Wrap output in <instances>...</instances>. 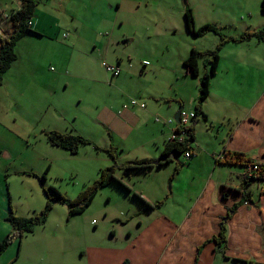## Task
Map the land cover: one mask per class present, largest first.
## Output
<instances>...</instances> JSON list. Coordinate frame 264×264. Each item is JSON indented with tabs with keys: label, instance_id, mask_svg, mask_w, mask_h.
I'll return each instance as SVG.
<instances>
[{
	"label": "crops",
	"instance_id": "0c3cea01",
	"mask_svg": "<svg viewBox=\"0 0 264 264\" xmlns=\"http://www.w3.org/2000/svg\"><path fill=\"white\" fill-rule=\"evenodd\" d=\"M10 3L17 7L7 14L20 10L22 6L21 0H0L2 36L11 35L15 29L5 18V6ZM256 3L262 4V0H240L239 12L236 15L223 13L225 18L219 19L223 20L219 27L229 28L236 19L240 21V35L264 28L262 11L258 20H253ZM201 6L210 9L207 0H202ZM191 8L196 26L210 24L200 19L197 6L192 4ZM170 29L174 36H191L186 26L179 30L173 26ZM33 30L35 33H28L19 41L18 60L0 87V167L3 171V174L0 171V240L13 232L12 225L6 220L11 209L18 216L30 217L46 205L40 180L25 173L42 175L48 169L49 176L54 166H68L83 153L85 165L93 172L91 179L87 178L86 187L102 169L115 163L114 158L104 151L106 149L114 148L117 161L122 165L142 159L159 160L180 126L176 120L177 113L180 110L195 112L201 78L209 70L207 59L199 60V74L195 76L186 70L184 61L193 49L214 50L221 42L215 34L212 40H201L205 41L201 46L190 38L186 42L173 39L168 52L170 64L162 66L157 60L154 72L163 76L159 83L147 89L124 82L121 78L122 63L117 59L120 75L117 80L111 75L113 79L108 81L113 92L106 94L108 101L94 103L97 114L88 109L84 126L76 129L55 121V127H52L54 117L51 115L41 131L31 128L21 131V125L19 130L9 125L18 123L16 113L21 105L24 110L22 121L25 122L32 119L41 122L43 109L51 98L56 103L45 114L63 113V106H67L66 100L57 92L60 85L58 75H63L62 69L57 73L54 67L47 69L38 64L46 55L56 57L60 44L51 33H46L45 27L39 28L37 9ZM33 41L45 42L35 48L29 45ZM27 44L28 62H24L25 52L23 55L20 47L25 45L26 48ZM128 69L125 71L127 75ZM142 73L146 74L144 70ZM135 99L146 103V108L132 106ZM57 103L58 110H53ZM32 108L37 114L32 115ZM202 110L206 117L200 115L190 126L194 129V141L190 147L194 155L190 159L185 158L186 162L179 160L180 170L175 177L172 178L177 164L173 160L148 171L130 174L119 171L117 178L128 187V192L116 183L105 187L118 197L112 206L95 204L97 198L85 213L75 215L67 222L68 207L56 204L49 223L57 234L49 241L39 243L25 259L15 256L14 248H11L0 257V264H264V194L259 185L255 189L254 184L249 188L252 201L238 207L227 223L226 252L217 250L215 243L204 245L219 234L220 224L229 209L243 198L242 176L246 169L218 161L224 158L226 151H232L264 164V43L252 39L224 45L217 74L211 79L210 95L203 102ZM86 127L91 128L90 133L85 132ZM57 130L84 136L104 150L86 145L77 154H72L52 146L47 132ZM63 172H68L65 174L73 178L75 171L67 168ZM12 177L21 179V191L18 188L14 191ZM63 177L61 175L59 179ZM55 178L57 183L58 177ZM52 184L46 181V185ZM75 185L69 182L66 187L61 185L60 189L67 198L74 199L81 192ZM132 192L147 205L166 202L155 209L146 208L135 200ZM14 194L26 195L18 202ZM108 198L112 204L113 197L108 195ZM67 223L68 228H65Z\"/></svg>",
	"mask_w": 264,
	"mask_h": 264
},
{
	"label": "rangeland",
	"instance_id": "374dc122",
	"mask_svg": "<svg viewBox=\"0 0 264 264\" xmlns=\"http://www.w3.org/2000/svg\"><path fill=\"white\" fill-rule=\"evenodd\" d=\"M207 1L210 9L202 8V0H40V4L37 8L39 28L45 27L46 33H51L60 45H58L56 57H48L46 55V57H42L38 61V64L47 69L54 67L57 69L55 70L57 73L62 69L61 72L63 75H58V77H60L58 81L60 85L57 87V92L60 97L66 100L67 106H63V113L59 111L57 115L53 114V112L45 114L46 111L56 103V100L51 98L47 101L43 109L41 122H39L38 119L25 122L22 121V118L24 119V110L21 105L20 110L16 113L19 118L18 123H10L9 125L16 130H19V126L21 125V131H27L29 128L41 131V127H44L46 123L45 121L49 120L52 115L54 117V119L51 120L53 122L52 127H55V121L65 126L72 125L74 128L76 127V129H79V126H84L86 123V116L88 115V109L97 114L94 103L100 104L106 99L107 101L109 100L106 94L112 93L113 89L110 88L108 81L113 78L116 80L118 79L113 76V78L111 77V73L109 74L103 63L117 67L118 60H120L123 72L121 78L124 82L128 81V83H133L134 86H140L144 89H147L150 85H156L159 83V79L163 74H158L159 72L155 73L154 65H156L157 60L160 61L162 66L170 64L168 52L171 48L170 45L174 43L173 39L177 42L183 39L186 42L187 38H190V41L195 40V42L201 46L202 42H205L201 40L205 38L212 40V36L217 35L210 32L202 37H195L191 33L192 37L188 34L187 36L189 37L174 36L173 30L170 28L172 26L175 27L176 30L185 28V11L187 8H191L192 4L197 6L199 8L200 19L208 21L210 24L217 27L221 25L219 23L223 22L225 18L224 14L234 13V15H236V13L239 12L238 4L240 0ZM261 5V3H256V10H254L255 16L253 17L254 21L258 20L262 11ZM5 7V15L12 17L13 13H7H11L12 9H16L17 6L10 3ZM220 18L223 20H219ZM246 18L249 19L250 17L246 16ZM234 20L235 23L229 28H225V26L219 27L226 36L240 35V21ZM201 23L204 22L201 21ZM65 34H69V37L64 38ZM218 37L221 40L219 35ZM42 42L33 41L31 44L29 43V45L36 48V46L42 44ZM29 45L27 44L26 48L25 45L20 47V51L23 55L25 52L24 62H28L27 49ZM205 59L209 61L210 58L206 56L199 58V60ZM144 60L147 61L144 62ZM206 65H208V63ZM126 69H128L129 75L125 72ZM142 70L145 71V75L142 73ZM43 79L42 74L41 80ZM54 96H56V94ZM58 108L59 103L53 107V110H58ZM30 111L32 115L35 113L37 114L34 108ZM101 127L104 128V126ZM89 129L91 128L86 127L85 132L90 133ZM102 156H106V154ZM84 159H86V157L83 156L82 153L79 157H75L74 161L68 166L63 167V165L59 164L54 166L52 168V173L47 176V180L57 187L53 184L49 186L59 187L58 189L64 194L60 189L61 185L66 187L70 182L74 185L77 184L75 185L76 189L78 188L82 191L81 189L84 187L88 176L91 179V173H93L91 172V168L85 165ZM180 159L185 162L187 161L184 154L180 156L179 160ZM174 162L178 164L177 161ZM67 168H72L75 171L73 178L65 174L68 172H63ZM0 171H2V167H0ZM1 173L3 174V171ZM58 175H63L64 177L59 179L60 176ZM55 177H58L57 183L55 182L57 179ZM96 177L97 178L92 180V183L100 178V174ZM116 184L128 192V189L121 183ZM12 186L14 191L16 188L21 191L23 188L21 179L19 177H12ZM168 187L170 188V183ZM255 188L256 184H254V189ZM62 189L64 190V188ZM101 194L104 195L99 197ZM14 195L15 200L17 199V201L20 202L25 198L26 194L23 196ZM108 195L113 197L112 204L109 203ZM132 196L137 202L141 203L146 208H150L142 198L137 196L134 192H132ZM96 199L98 201H96L95 204L98 202L102 206H112L115 201H118V197L114 195V192L107 188H103ZM72 217L68 216L66 221L69 222L73 219ZM49 218H51V215ZM80 219L85 220L83 217H80ZM118 223L119 222H117V224ZM65 228H68V223ZM59 232L61 233L62 230H59ZM56 234V230L49 223L48 219L47 223L44 226L37 227L33 234L23 237L21 243L15 241L13 243L14 245L12 244L2 256L7 254L11 248H14V255L25 259L30 255L32 250L34 251L36 249L39 243H43L45 240L49 241Z\"/></svg>",
	"mask_w": 264,
	"mask_h": 264
},
{
	"label": "trees",
	"instance_id": "16d2710c",
	"mask_svg": "<svg viewBox=\"0 0 264 264\" xmlns=\"http://www.w3.org/2000/svg\"><path fill=\"white\" fill-rule=\"evenodd\" d=\"M21 4V9L13 12L10 20L15 28L14 32L7 36L0 35V87L4 83L5 75L18 60L17 45L19 41L23 39L28 33H35L33 30V25L31 26L29 22L33 19L35 11L40 4V0H21ZM261 9L264 13V0H262ZM185 18L187 30L193 36L202 37L207 33L212 32L221 37L220 44L214 50L198 51L193 49L190 56L184 61V66L186 67L187 71L197 76L199 74V58L202 56L210 58L208 61L209 70L201 78L200 96L195 110V117L192 121L194 122L200 115L206 117L205 114H203L202 104L210 95L211 79L217 74L220 62V52L224 45L231 42L242 43L252 39L264 43V28L255 31H247L237 37H228L219 27L212 24H207L198 28L195 24L194 14L191 8L186 9ZM188 132L189 139L185 144H173L171 142L167 144L161 156H170V158L165 162L157 164L159 160L142 159L131 161L122 165L117 161V152L114 148L104 150L84 136L64 134L58 131H48V141L52 146L68 150L72 154H77L82 146L93 145L97 150L107 151L112 156V158H114L115 163L110 167L102 169L100 172V178L94 183L84 187V189L74 199L67 198L58 188L46 185L47 174L49 171L48 169L42 175H37L35 173H25L40 180L46 196V205L42 211L30 217L18 216L14 210L11 209L6 220L12 225L13 232L8 234L3 240H0V257L15 241H21L23 237L33 234L37 227L44 226L47 223L56 204L66 205L69 209L70 217L83 214L92 205L97 195L103 188L111 185L112 183H120V180L117 178V173L119 171H123L125 174L138 171H148L155 167H160L166 162L172 161L173 159L171 156L174 152L179 154L180 157L182 154H184V152L190 149L191 144L194 141L193 127H190ZM179 157L177 160L178 164ZM218 162L225 165L242 166L246 169L242 176V200L229 209L228 214L223 218L220 224L219 234L204 244L206 245L207 243H215L217 250L225 253L227 249V223L232 218L238 207H240L242 204L252 201V192L249 188L253 184H256V186L259 185L263 188L261 193L264 194V164H260V169L249 176L247 173L248 164L255 161L251 160L243 153L226 151L224 153V158ZM178 164L172 178L175 177L180 170ZM121 184L128 189L125 184ZM165 202L166 200H163L156 203L155 205L148 206L152 209H155L161 207L163 204H165ZM204 245L199 248L198 256H200Z\"/></svg>",
	"mask_w": 264,
	"mask_h": 264
},
{
	"label": "built area",
	"instance_id": "2783aa9c",
	"mask_svg": "<svg viewBox=\"0 0 264 264\" xmlns=\"http://www.w3.org/2000/svg\"><path fill=\"white\" fill-rule=\"evenodd\" d=\"M7 20H10L11 17L10 16H6L5 17ZM29 24L32 26L33 25V19L30 20ZM69 36V34H65L64 38H67ZM106 70L111 73V75L113 77H118L120 75V69L119 67L116 66H110L107 64H104ZM132 106L134 107H140L145 109L146 108V103L144 102H140L139 100H132L131 102ZM195 117V112L192 113H186L183 112L181 113V117H180V126L177 129V131H175V133L173 134L170 142L171 143H179V144H185L186 141L189 139V128L192 124V120ZM193 152L190 151V149L186 152H184V157L187 159H190L193 156ZM260 169V163L258 162H253V163H249L248 167H247V173L249 176H251L254 172L258 171ZM96 223V222H94Z\"/></svg>",
	"mask_w": 264,
	"mask_h": 264
},
{
	"label": "water",
	"instance_id": "95a60500",
	"mask_svg": "<svg viewBox=\"0 0 264 264\" xmlns=\"http://www.w3.org/2000/svg\"><path fill=\"white\" fill-rule=\"evenodd\" d=\"M181 113H182V110H180L178 113H177V116H176V120L178 121V123H180V117H181ZM172 157H173V161H177L178 160V157H179V154H176L175 152L172 154ZM170 158V156H165V157H161L159 159V161L157 162V164H160L161 162H165L166 160H168Z\"/></svg>",
	"mask_w": 264,
	"mask_h": 264
}]
</instances>
